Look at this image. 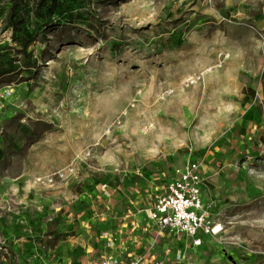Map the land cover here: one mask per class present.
I'll use <instances>...</instances> for the list:
<instances>
[{"label":"rangeland","instance_id":"374dc122","mask_svg":"<svg viewBox=\"0 0 264 264\" xmlns=\"http://www.w3.org/2000/svg\"><path fill=\"white\" fill-rule=\"evenodd\" d=\"M91 1L8 26L0 0V264H90L105 231L126 261L264 264V0ZM191 161L223 229L196 250L141 224Z\"/></svg>","mask_w":264,"mask_h":264},{"label":"built area","instance_id":"2783aa9c","mask_svg":"<svg viewBox=\"0 0 264 264\" xmlns=\"http://www.w3.org/2000/svg\"><path fill=\"white\" fill-rule=\"evenodd\" d=\"M14 97L11 89L4 90L1 99L5 102ZM21 101L18 97L10 106H17ZM201 165L191 161L180 170L167 185L165 191L156 198L154 204L148 205L142 212L141 224L149 226L158 232L172 234L177 238L190 241L194 250L201 248L204 238H213L222 232V225L215 222L211 207L204 201V183L201 175ZM106 198L113 197V188L107 184L101 185ZM140 225V226H142ZM102 239L110 252L90 264H142V260H123L115 250L116 238L111 231H105ZM175 259L181 262L186 255L176 250ZM54 264H65L55 261Z\"/></svg>","mask_w":264,"mask_h":264},{"label":"trees","instance_id":"16d2710c","mask_svg":"<svg viewBox=\"0 0 264 264\" xmlns=\"http://www.w3.org/2000/svg\"><path fill=\"white\" fill-rule=\"evenodd\" d=\"M84 3L91 6V0H82ZM10 9H9V21L8 26H14V19L16 17V8L15 0H9ZM36 16L41 19H46L47 15L54 14L56 17L64 18L67 13V8H69V0H35ZM5 64L2 59H0V70H4ZM14 117V116H13ZM112 187L109 183L105 182ZM62 261V260H59ZM63 262V261H62ZM65 263V262H64ZM66 264V263H65ZM74 264H79L75 262Z\"/></svg>","mask_w":264,"mask_h":264}]
</instances>
